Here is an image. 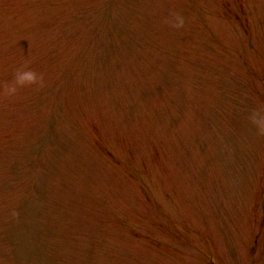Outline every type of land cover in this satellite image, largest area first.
<instances>
[{
  "label": "rangeland",
  "instance_id": "374dc122",
  "mask_svg": "<svg viewBox=\"0 0 264 264\" xmlns=\"http://www.w3.org/2000/svg\"><path fill=\"white\" fill-rule=\"evenodd\" d=\"M262 129L264 0H0V264H264Z\"/></svg>",
  "mask_w": 264,
  "mask_h": 264
},
{
  "label": "clouds",
  "instance_id": "9594fccd",
  "mask_svg": "<svg viewBox=\"0 0 264 264\" xmlns=\"http://www.w3.org/2000/svg\"><path fill=\"white\" fill-rule=\"evenodd\" d=\"M39 79L38 74L32 69H25L18 73L17 80L20 84L32 83ZM15 89H13L14 91ZM264 130V129H262Z\"/></svg>",
  "mask_w": 264,
  "mask_h": 264
}]
</instances>
